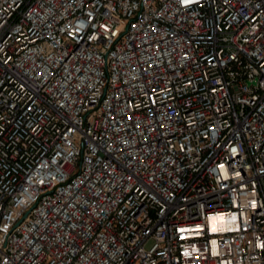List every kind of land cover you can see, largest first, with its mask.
<instances>
[{
    "label": "built area",
    "instance_id": "1",
    "mask_svg": "<svg viewBox=\"0 0 264 264\" xmlns=\"http://www.w3.org/2000/svg\"><path fill=\"white\" fill-rule=\"evenodd\" d=\"M0 264H264V0H0Z\"/></svg>",
    "mask_w": 264,
    "mask_h": 264
},
{
    "label": "rangeland",
    "instance_id": "2",
    "mask_svg": "<svg viewBox=\"0 0 264 264\" xmlns=\"http://www.w3.org/2000/svg\"><path fill=\"white\" fill-rule=\"evenodd\" d=\"M149 244H150V242H148V243H147V246H146V247H148V246H149Z\"/></svg>",
    "mask_w": 264,
    "mask_h": 264
}]
</instances>
